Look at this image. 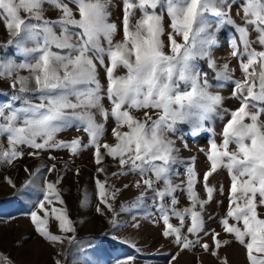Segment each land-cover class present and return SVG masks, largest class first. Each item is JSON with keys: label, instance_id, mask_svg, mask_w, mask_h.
<instances>
[{"label": "snow or ice", "instance_id": "obj_1", "mask_svg": "<svg viewBox=\"0 0 264 264\" xmlns=\"http://www.w3.org/2000/svg\"><path fill=\"white\" fill-rule=\"evenodd\" d=\"M0 24L6 33L0 81L7 85L0 89L6 98L0 102V166L47 154L50 163L24 168L19 188L10 177L6 183L19 195L39 191L30 222L44 242L59 246L54 264H67L65 245L90 243L77 239L61 189L72 159L88 150L96 165L95 202L85 190L78 206L91 204L111 230L121 228L124 214L139 228L142 214L176 247L171 264L197 249L227 264L219 253L232 243L245 250L248 264H264V0H0ZM228 32L235 66L214 58ZM226 85L235 108L225 107L216 91ZM216 120L219 141L206 127ZM184 124L212 133L201 149L208 165L202 176L196 158L182 159L172 138ZM73 129L81 134L61 138ZM56 152L69 154L63 169ZM222 170L230 182L228 206L217 220L208 209L223 203L216 201L223 186L211 183ZM129 176L135 179L117 186ZM130 188L138 194L117 207ZM213 220L220 232L208 227ZM0 264L14 261L0 252ZM113 264H136V257Z\"/></svg>", "mask_w": 264, "mask_h": 264}, {"label": "rangeland", "instance_id": "obj_2", "mask_svg": "<svg viewBox=\"0 0 264 264\" xmlns=\"http://www.w3.org/2000/svg\"><path fill=\"white\" fill-rule=\"evenodd\" d=\"M114 3H118V0H114ZM113 13V21L119 24L117 19L120 15L119 9L113 8ZM167 24L168 21L166 20V28ZM230 35L231 33L228 32L220 37L214 51V58L218 64L227 61L235 66L236 61L231 58L227 43ZM120 38V35L116 36L117 40ZM4 40H6V33L3 25L0 24V42ZM17 59L20 58L17 57ZM119 74H123V70ZM235 75L239 78V71ZM102 82H104L103 79ZM0 89L7 90L5 82L0 81ZM216 91L226 98L225 107L231 109L238 106L236 101L227 99L231 91L230 85L216 89ZM5 101L6 98L0 96V102ZM105 105H108L107 101H105ZM108 127L107 139L111 141V122H109ZM206 127L215 129L216 138L219 141V133L222 128L221 121L216 120L214 123L207 124ZM80 134L74 129L68 130L61 134V138L71 139ZM172 138L180 149L182 159L188 161L191 157L196 158L195 166L202 176L208 165L205 154L201 149L206 150L208 148V141L212 138V133L203 130L194 133L189 125L184 124L180 126L179 131ZM53 154L58 157V169H63L64 161L70 159L69 154L67 152ZM48 163L50 161L47 154H45L40 159L26 156L12 167L0 166V252L9 256L14 264H54L56 252L59 250V246L52 247L33 231L30 212L34 210L35 201L41 198L39 191L32 189L26 195H19L15 189L6 183V178L10 177L19 188L26 179L25 167L34 169ZM106 163L109 172L116 170L111 161ZM76 168L80 169L81 174L79 176L74 175ZM69 169L61 185L62 193L71 218L76 222L77 239L90 243L84 248L79 245H65L64 251L67 253V264H113V261L117 258L124 259L128 257H136V264H171L170 255L175 253L177 249L169 240L160 235L161 228L153 224L150 218L137 214L135 222H138L140 226L134 228L132 227L134 223L132 216L124 214L121 217V228L118 231H113L106 218L96 214L91 204L87 207L78 206V201L82 200L85 190H87L90 201L95 202L93 179L96 175V165L93 162L91 150L84 151L80 156L73 158L69 164ZM182 178H174V182L179 183ZM134 179L135 177L129 176L117 182V186L130 183ZM211 183L217 187L222 185L224 188V195H220L219 192L216 194V201H223V203L213 202L208 209L218 220L220 216L224 215L228 206L227 193L230 182L226 171L222 170L216 174L211 179ZM199 190L203 194V189ZM137 194L135 189L126 190L117 200V207L120 203L134 198ZM181 201L182 204L186 203L183 197H181ZM173 222L175 223V221ZM208 227L215 228L218 232L221 231L216 220L210 221ZM52 231H57L54 225ZM113 236L119 237V239H113ZM222 238L228 237L222 234ZM123 239L132 241L136 248L131 247L130 244L122 243ZM209 242L211 241L209 240ZM219 254L221 257L227 258V264H248L245 250L237 243L223 247ZM175 264H218V261L211 255L197 249L193 252L181 253Z\"/></svg>", "mask_w": 264, "mask_h": 264}]
</instances>
